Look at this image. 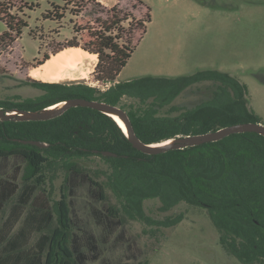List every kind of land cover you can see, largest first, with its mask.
Instances as JSON below:
<instances>
[{
    "label": "trees",
    "instance_id": "obj_1",
    "mask_svg": "<svg viewBox=\"0 0 264 264\" xmlns=\"http://www.w3.org/2000/svg\"><path fill=\"white\" fill-rule=\"evenodd\" d=\"M64 2L68 3V0ZM1 7L0 21L7 26V31L0 35V44L11 46L28 24L17 20L11 14V8ZM82 8L75 11L76 16L82 13ZM57 9L59 7L54 6L45 19H63L61 15H54ZM119 15L120 11L114 6L99 28L75 30L82 33L83 44L72 40L66 47L52 53L57 55L69 48H81L97 55L93 75L97 82L109 86L107 90L84 83H46L32 79L30 85L43 91V95L16 103L0 101V108L37 111L79 98L127 110L121 102L128 97L139 101V105L130 106L127 113L137 137L147 145L180 136L206 134L241 123H262L249 107L247 86L225 72L205 70L177 77L147 75L117 82L152 18L150 8L146 20L137 21L136 27H133L132 18L129 36L121 45L122 23L129 18H120ZM136 36L138 38L134 41ZM48 59L50 55L46 54L36 67ZM208 81L216 84L211 98L191 109L172 106L188 88ZM170 106V112L179 114H162ZM18 140L38 141L47 146L24 145ZM104 151L116 153L118 157L104 156ZM13 157L26 163L23 181L38 186L45 183L48 167L66 171L61 199L54 204L58 225L51 235L45 236L44 264L90 262L82 245L74 242L72 237L73 218L68 191L75 179L89 184L98 202L107 199V190L119 200L120 207L113 205L107 209L106 217L110 222L123 224V214L132 220L144 216L143 204L148 199H158L163 211H170L182 203L203 208L220 234L222 247L230 255L241 264H264V137L261 135L235 134L219 142L147 155L132 146L111 117L78 107L45 122L0 121V161ZM91 157H98L104 165L94 174L83 166V162ZM53 180L51 177L50 181ZM17 188L16 184L8 183L0 205ZM181 219L172 223H179Z\"/></svg>",
    "mask_w": 264,
    "mask_h": 264
},
{
    "label": "rangeland",
    "instance_id": "obj_2",
    "mask_svg": "<svg viewBox=\"0 0 264 264\" xmlns=\"http://www.w3.org/2000/svg\"><path fill=\"white\" fill-rule=\"evenodd\" d=\"M108 3L109 7L96 0H68V3L0 0L1 8H11L17 20L28 24L13 45L0 44V101L16 103L43 95V91L30 85L32 78L28 77V70L35 68L46 54L66 47L72 40L83 44L82 33H76V29L99 28L108 19L109 11L117 6L120 18H129L122 23L124 32L119 42L123 45L132 18L136 27L137 21L146 20L150 8L152 18L147 32L118 81L147 75H193L205 70L225 72L247 86L249 107L264 125V0H110ZM54 6L59 7L54 15L63 19H45ZM81 6L82 13L76 16L75 11ZM5 31L7 26L0 21V35ZM95 62L98 59L88 58L80 71H66L68 79L57 83L77 82L107 90L109 86L97 82L93 75ZM87 70L92 72L83 78L81 72ZM215 87L209 81L193 85L172 106L191 109L211 98ZM121 105L128 110L130 106H138L139 101L124 97ZM170 108H165L162 114H179L170 112ZM25 166L20 158L0 161V201L8 183L18 187L0 205V262L9 254L11 263L24 258L21 260L28 264H44L45 236L51 235L58 225L54 204L61 199L66 171L48 167L45 183L38 186L23 181ZM83 166L93 174L104 167L98 157L85 160ZM72 183L68 191L72 237L89 256L90 262L86 264H241L222 247L220 234L203 208L182 203L163 211L158 199H148L143 204L144 216L132 220L123 214L120 224L106 217L109 206L120 207L110 190L107 199L98 202L89 184L81 179ZM180 217L179 223H172Z\"/></svg>",
    "mask_w": 264,
    "mask_h": 264
},
{
    "label": "water",
    "instance_id": "obj_3",
    "mask_svg": "<svg viewBox=\"0 0 264 264\" xmlns=\"http://www.w3.org/2000/svg\"><path fill=\"white\" fill-rule=\"evenodd\" d=\"M57 106V107H56ZM55 107V108H53ZM89 108L100 113H103L113 120L119 118L125 125L128 134L125 136L128 138L132 146L147 155H159L169 151L183 150L186 148L201 146L208 143L219 142L229 136L235 134L255 133L264 137V125L262 123H241L228 127L221 128L217 131L209 132L201 135L193 136H180L160 144L147 145L143 143L136 135L130 117L123 108L115 106L101 101L86 100V99H70L50 107L37 110L27 111L20 109H3L0 108V121H14V122H45L56 119L62 116L65 112L72 108ZM117 122V121H116ZM118 124V123H117ZM124 132V131H123ZM24 145H33L40 148L47 145L31 140H18ZM102 155L108 157H118L116 153L104 151Z\"/></svg>",
    "mask_w": 264,
    "mask_h": 264
},
{
    "label": "bare ground",
    "instance_id": "obj_4",
    "mask_svg": "<svg viewBox=\"0 0 264 264\" xmlns=\"http://www.w3.org/2000/svg\"><path fill=\"white\" fill-rule=\"evenodd\" d=\"M88 58H91L93 60L98 59L97 55L90 54L89 52H86L81 48H69L55 55L44 66L32 71L31 76H33L36 79H40L44 82H49V83L61 82L65 79H68L67 74L64 73L66 70L67 71L69 70L70 72L80 71V69L83 68V66L85 65V62L88 60ZM87 71L88 72L86 71L81 72L83 78H87V75L92 72L90 70ZM115 119L118 125L120 126V128L124 131V133L128 134L126 125L119 118H115Z\"/></svg>",
    "mask_w": 264,
    "mask_h": 264
},
{
    "label": "crops",
    "instance_id": "obj_5",
    "mask_svg": "<svg viewBox=\"0 0 264 264\" xmlns=\"http://www.w3.org/2000/svg\"><path fill=\"white\" fill-rule=\"evenodd\" d=\"M54 56H55L54 54H50V59H48L44 64L40 65L39 67L30 68V69L28 70V77H30V78H32V79H34V80L42 81V80H40V79H36V78H34L33 76H31V75H32L31 73H32V71H34V70H36V69H38V68L44 66L45 64H47V63H48V62H49ZM129 62H130V60L128 61L126 67L128 66ZM96 64H97V63L94 64V67L96 66ZM126 67L122 70V72L126 69ZM66 71H67V70H66ZM66 71H65L64 73H66ZM68 71H69V70H68ZM122 72H121V74H122ZM121 74H120V75H121ZM120 75H119V77H120ZM119 77H118V80H119ZM118 80H117V82H119ZM42 82H43V81H42ZM46 83H48V82H46ZM7 250H9V248H8ZM28 253H29V251H27V254H28ZM25 256H26V255H25ZM27 256H28V255H27ZM8 258H9V254L6 255L5 258H2V262H0V264H28L26 261L21 260V259H24V258H19L18 260H15V261L12 262V263H11L10 260H8ZM0 259H1V258H0ZM20 260H21V261H20ZM0 261H1V260H0ZM30 263H31V262H30ZM34 264H37V263L35 262Z\"/></svg>",
    "mask_w": 264,
    "mask_h": 264
},
{
    "label": "built area",
    "instance_id": "obj_6",
    "mask_svg": "<svg viewBox=\"0 0 264 264\" xmlns=\"http://www.w3.org/2000/svg\"><path fill=\"white\" fill-rule=\"evenodd\" d=\"M96 1L99 2V3H101V4H103L106 7H109L108 1H110V0H96Z\"/></svg>",
    "mask_w": 264,
    "mask_h": 264
}]
</instances>
